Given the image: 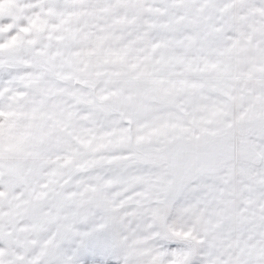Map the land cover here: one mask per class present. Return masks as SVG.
<instances>
[{
  "label": "snow or ice",
  "instance_id": "6c2138e0",
  "mask_svg": "<svg viewBox=\"0 0 264 264\" xmlns=\"http://www.w3.org/2000/svg\"><path fill=\"white\" fill-rule=\"evenodd\" d=\"M185 41L216 57L210 84L224 97L219 111L231 112L237 126L264 129V0H0V264H113L112 249L95 239L97 229L81 231L78 212H65L68 197L78 207L85 193L66 197L63 174L45 172L42 146L72 118L57 98L82 99V89L109 65L145 76L153 62L179 59L173 50ZM120 105L129 115L144 107L134 94ZM214 135L227 131L220 126ZM232 151L225 143L220 155ZM239 152L240 172L251 178L252 165L264 162V137L243 141ZM257 175L264 184V174ZM135 186L124 190L120 208L146 194ZM166 208L154 210L156 220L163 222ZM259 211L228 202L221 215L264 222V207ZM167 234L193 235L175 225ZM192 252L133 247L127 256L137 264L143 257L148 264H188ZM210 264H264V248Z\"/></svg>",
  "mask_w": 264,
  "mask_h": 264
},
{
  "label": "clouds",
  "instance_id": "9594fccd",
  "mask_svg": "<svg viewBox=\"0 0 264 264\" xmlns=\"http://www.w3.org/2000/svg\"><path fill=\"white\" fill-rule=\"evenodd\" d=\"M173 51L179 59L157 60L145 76L109 65L94 86L82 89V99L57 98L72 118L42 146L45 172L63 174L66 197L85 193L78 207L68 197L65 212H78L81 231L97 229L95 239L112 249L113 264H137L127 256L133 247L157 252L191 246L188 264L229 261L242 250L264 248V222L221 215L228 202L260 215L264 184L257 182V174H264V162L252 165L251 178L241 174L245 161L239 148L246 140L262 142L264 129L237 126L231 112L219 111L224 97L210 84L214 54L187 41ZM129 94L144 105L130 115L120 105ZM220 126L227 135H214ZM225 143L233 151L221 157ZM132 182L135 191L146 194L138 197L139 203L120 208ZM249 199L257 203L245 204ZM165 206L163 222L156 220L154 210ZM173 225L193 235L168 236ZM148 260L143 257L140 264Z\"/></svg>",
  "mask_w": 264,
  "mask_h": 264
}]
</instances>
